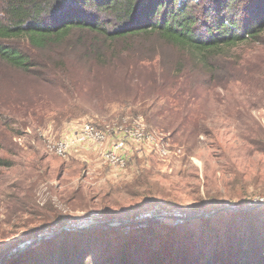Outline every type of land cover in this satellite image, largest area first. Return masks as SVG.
Instances as JSON below:
<instances>
[{
	"label": "rangeland",
	"instance_id": "rangeland-1",
	"mask_svg": "<svg viewBox=\"0 0 264 264\" xmlns=\"http://www.w3.org/2000/svg\"><path fill=\"white\" fill-rule=\"evenodd\" d=\"M231 57L251 70L246 79L208 91L193 81L181 94L136 81L110 88L73 70L80 83L66 89L0 82L7 122L0 158L12 163L0 167V257L28 243L13 264H53L63 242L71 260L84 254L86 264H98L135 242L144 261L172 252L196 258L217 251L242 224L220 209L258 202L264 212V45H240ZM124 116L142 117L168 156L148 151L112 174L93 157L86 164L85 154L59 158L46 150L45 141L70 125ZM213 212L185 222L154 219ZM111 221L128 223L105 226ZM251 221L264 225V216Z\"/></svg>",
	"mask_w": 264,
	"mask_h": 264
},
{
	"label": "trees",
	"instance_id": "trees-1",
	"mask_svg": "<svg viewBox=\"0 0 264 264\" xmlns=\"http://www.w3.org/2000/svg\"><path fill=\"white\" fill-rule=\"evenodd\" d=\"M246 43L264 45V0H0V82L14 86L75 87L81 79L70 76L73 70L110 88L136 81L181 94L195 81L208 91L251 73L231 57ZM153 68L158 72L147 71ZM6 126L0 114V148ZM11 165L0 158V167ZM227 214L242 224L217 251L165 257L171 264H264V225L251 221L264 212ZM63 245L59 260L53 250V264H86L84 254L71 260ZM131 246L98 264H165L156 254L141 260L137 244Z\"/></svg>",
	"mask_w": 264,
	"mask_h": 264
},
{
	"label": "built area",
	"instance_id": "built-area-1",
	"mask_svg": "<svg viewBox=\"0 0 264 264\" xmlns=\"http://www.w3.org/2000/svg\"><path fill=\"white\" fill-rule=\"evenodd\" d=\"M45 142L46 150L54 156L65 158L85 154L83 159L93 157L90 160L112 174L124 173L134 156L142 157L150 151L165 159L169 153L158 138L147 131L140 116H124L111 121L85 120L70 125L58 139ZM84 161L89 163L88 159Z\"/></svg>",
	"mask_w": 264,
	"mask_h": 264
},
{
	"label": "water",
	"instance_id": "water-1",
	"mask_svg": "<svg viewBox=\"0 0 264 264\" xmlns=\"http://www.w3.org/2000/svg\"><path fill=\"white\" fill-rule=\"evenodd\" d=\"M260 205H256V204H249L247 207V209L243 208V209H235V208H222L219 211H248V210H252V209H256L257 207H259ZM216 212H213L211 214H200V215H170V216H165V215H161L158 214L157 216H154V219L158 218V217H163V218H168V219H172V220H176V221H181V222H185V221H189V220H196V219H200V218H204V217H210L211 215L215 214ZM128 222L122 221V222H118V221H111V222H107L105 223V226L109 227V226H115V225H123L126 224ZM41 239L38 238L37 241H39ZM36 241V242H37ZM28 243H24L22 244V246L17 247L16 249H13L11 251H9L8 253H6L5 255L1 256L0 259V264L2 263H9V264H13L15 258L22 253V251H24L26 249V246H28Z\"/></svg>",
	"mask_w": 264,
	"mask_h": 264
}]
</instances>
